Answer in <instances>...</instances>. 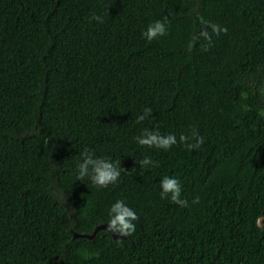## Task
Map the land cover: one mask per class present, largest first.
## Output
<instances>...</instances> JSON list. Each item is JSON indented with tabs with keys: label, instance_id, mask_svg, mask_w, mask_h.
<instances>
[{
	"label": "trees",
	"instance_id": "trees-1",
	"mask_svg": "<svg viewBox=\"0 0 264 264\" xmlns=\"http://www.w3.org/2000/svg\"><path fill=\"white\" fill-rule=\"evenodd\" d=\"M205 21L227 28L207 46ZM144 127L178 143L139 145ZM85 145L120 162L115 184L77 179ZM117 198L133 233L74 238ZM0 264H264V0H0Z\"/></svg>",
	"mask_w": 264,
	"mask_h": 264
},
{
	"label": "clouds",
	"instance_id": "clouds-1",
	"mask_svg": "<svg viewBox=\"0 0 264 264\" xmlns=\"http://www.w3.org/2000/svg\"><path fill=\"white\" fill-rule=\"evenodd\" d=\"M90 20L102 22V16L93 11L89 17ZM207 27L198 33V38H202L207 45L212 43L213 36L219 35L221 32H226V26L220 25L216 22L205 21ZM168 21L167 18L154 19L147 23L141 32V35L148 41L153 40L159 36H163L167 32ZM197 38V37H194ZM152 109L144 107L141 114H137L136 122L139 123L144 120L151 119ZM134 140L139 145H147L149 147H156L167 150L170 146L178 143L175 133L168 132L162 134L158 128L149 129L144 127L140 133L134 136ZM204 137L199 135L193 129L191 135L181 133L179 135V142L183 143L186 148H198L203 143ZM139 166L147 168L154 165L153 161L148 155H144L142 159L137 160ZM120 162L110 159L104 155H96L94 150L85 145L80 151L77 162L75 164V175L78 180L87 178L92 184L98 187H106L109 184H115L120 177L121 171ZM160 197L167 198L178 206L187 207L188 199L181 196V183L176 176L163 175L159 181ZM199 196L192 199V203H197ZM106 231L111 232L119 237H125L133 233L136 229L135 221L138 219L137 212L134 208L129 206L124 199L117 198L112 202L107 210Z\"/></svg>",
	"mask_w": 264,
	"mask_h": 264
},
{
	"label": "water",
	"instance_id": "water-1",
	"mask_svg": "<svg viewBox=\"0 0 264 264\" xmlns=\"http://www.w3.org/2000/svg\"><path fill=\"white\" fill-rule=\"evenodd\" d=\"M261 219L260 218V221H259V224H261ZM101 229H106V224L105 223H102V224H99L98 226H96V228L94 229V231L92 233H79V232H74V238H77V237H87V238H94L98 231L101 230ZM112 236L115 238V239H123L125 237H119V236H116L115 234L111 233Z\"/></svg>",
	"mask_w": 264,
	"mask_h": 264
}]
</instances>
